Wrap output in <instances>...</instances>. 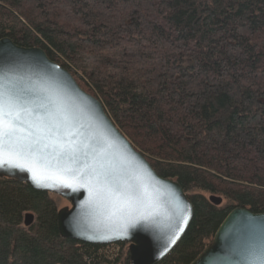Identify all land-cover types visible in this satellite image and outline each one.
Here are the masks:
<instances>
[{"label": "trees", "instance_id": "1", "mask_svg": "<svg viewBox=\"0 0 264 264\" xmlns=\"http://www.w3.org/2000/svg\"><path fill=\"white\" fill-rule=\"evenodd\" d=\"M4 38L42 49L182 187L193 220L159 264H192L236 208L264 214V0H0ZM59 199L0 178V264H130L126 243L63 239Z\"/></svg>", "mask_w": 264, "mask_h": 264}, {"label": "water", "instance_id": "2", "mask_svg": "<svg viewBox=\"0 0 264 264\" xmlns=\"http://www.w3.org/2000/svg\"><path fill=\"white\" fill-rule=\"evenodd\" d=\"M13 91L58 109L71 121L75 139L96 149L89 160L102 161L122 179L140 187L146 197L142 204L117 211L97 201L89 183L70 178L63 170L65 165L51 157L10 153L5 147H0V178L27 183L67 200L69 206L61 208L57 216L63 239L100 246L126 243L131 264H159L165 259L194 216L179 183L160 177L117 128L103 104L85 93L42 49L22 48L4 38L0 40V93L7 98ZM209 200L215 206L223 203L216 196ZM35 221L34 214H26L23 228L30 229ZM192 264H264V214L234 209Z\"/></svg>", "mask_w": 264, "mask_h": 264}, {"label": "snow or ice", "instance_id": "3", "mask_svg": "<svg viewBox=\"0 0 264 264\" xmlns=\"http://www.w3.org/2000/svg\"><path fill=\"white\" fill-rule=\"evenodd\" d=\"M72 127L66 116L43 101L38 103L15 91L7 98L0 93V147L15 154L51 157L57 164L65 165L63 170L70 178L89 183L97 201L109 208L123 212L142 204L146 193L109 170L102 161H90V152L96 149L78 142Z\"/></svg>", "mask_w": 264, "mask_h": 264}, {"label": "rangeland", "instance_id": "4", "mask_svg": "<svg viewBox=\"0 0 264 264\" xmlns=\"http://www.w3.org/2000/svg\"><path fill=\"white\" fill-rule=\"evenodd\" d=\"M59 197V196H58ZM62 199V198H61ZM59 199V204H60V207L61 208H64V207H67V206H69V203L68 202H66V200H64V199ZM60 208V209H61ZM113 245H115V244H113ZM113 245H108V246H110V248L113 246ZM116 246V245H115ZM117 249H119V247H117ZM118 251V250H117Z\"/></svg>", "mask_w": 264, "mask_h": 264}, {"label": "bare ground", "instance_id": "5", "mask_svg": "<svg viewBox=\"0 0 264 264\" xmlns=\"http://www.w3.org/2000/svg\"><path fill=\"white\" fill-rule=\"evenodd\" d=\"M93 97V96H92ZM95 98V97H94ZM54 195V194H53ZM65 200V199H64ZM67 201V200H66ZM68 202V201H67ZM69 203V202H68ZM111 245H113V244H111ZM108 246V245H107ZM128 254H129V252H128ZM129 257H130V255H129ZM130 264H131V260H130Z\"/></svg>", "mask_w": 264, "mask_h": 264}, {"label": "built area", "instance_id": "6", "mask_svg": "<svg viewBox=\"0 0 264 264\" xmlns=\"http://www.w3.org/2000/svg\"><path fill=\"white\" fill-rule=\"evenodd\" d=\"M114 247H116V246H112L111 248H114Z\"/></svg>", "mask_w": 264, "mask_h": 264}]
</instances>
